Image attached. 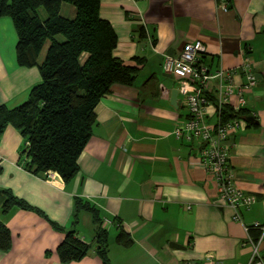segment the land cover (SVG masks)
I'll return each mask as SVG.
<instances>
[{
	"label": "crops",
	"instance_id": "1",
	"mask_svg": "<svg viewBox=\"0 0 264 264\" xmlns=\"http://www.w3.org/2000/svg\"><path fill=\"white\" fill-rule=\"evenodd\" d=\"M229 1L225 12L216 7L217 0L99 1V16L116 34L112 54L134 66L136 75L129 85L113 83L97 101L78 171L66 182L56 173L24 170V138L9 124L2 129L0 191L8 190L30 208L0 211L9 233L0 264H102L96 253L97 222L105 230L108 264H247L244 226L264 222V0ZM74 13L72 5H60V15L72 18ZM194 39L204 45L199 59L208 71L235 70L234 80L243 82L239 65L248 58L255 76L239 113L245 124L229 136L227 163L234 182L254 197L249 208H239L241 222L218 204L213 180L194 164L199 142L172 134L187 112L180 94L176 107L169 103L177 83L162 73L160 62ZM15 42L11 19L1 16L0 105L7 108L24 101L40 80L36 66L16 63ZM205 121L215 122L211 111ZM75 199L92 206L98 221L80 209L73 223ZM3 201L0 192V209ZM71 229L89 247L80 259L61 263L55 249ZM120 230L130 238L128 245L117 243ZM260 254L264 260V238Z\"/></svg>",
	"mask_w": 264,
	"mask_h": 264
},
{
	"label": "trees",
	"instance_id": "2",
	"mask_svg": "<svg viewBox=\"0 0 264 264\" xmlns=\"http://www.w3.org/2000/svg\"><path fill=\"white\" fill-rule=\"evenodd\" d=\"M99 1L0 0V17L8 16L16 33V63L36 66L40 75L24 101L12 108L0 105V132L8 124L18 129L24 138L23 169L30 173H56L64 182L73 178L78 171V155L91 133L97 101L113 83L129 85L136 75L134 66L123 64L112 54L116 34L108 21L99 16ZM62 3L74 7L72 18L59 14ZM46 41L48 45L38 62ZM82 54H86L84 59ZM224 112L225 118L233 116L226 109ZM0 192L4 196L1 213L13 206L30 208L8 190ZM80 209H86L98 221L92 206L75 199L73 223ZM97 228L96 253L102 264H108L105 230L100 222ZM248 232L252 237L259 233L253 228ZM116 241L125 246L130 238L120 230ZM8 246V230L0 223V249ZM88 247L71 229L65 232L55 253L65 263L80 259Z\"/></svg>",
	"mask_w": 264,
	"mask_h": 264
},
{
	"label": "built area",
	"instance_id": "3",
	"mask_svg": "<svg viewBox=\"0 0 264 264\" xmlns=\"http://www.w3.org/2000/svg\"><path fill=\"white\" fill-rule=\"evenodd\" d=\"M229 4V0H217L216 7L225 12ZM202 52V41L194 39L185 42L175 55L165 54L161 59V71L176 81L177 93L180 94L187 112L185 119L174 126L172 134L175 138L199 142L198 156L194 164L204 169L213 180L218 204L229 207L232 211L231 219L241 222L239 208H249L254 197L243 193L234 182L233 171L227 163L231 144L229 136L245 124L238 111L246 103L244 94L254 85L255 76L250 70L248 58H243L239 65V70L244 75L243 82L234 80L235 70L219 66L210 72L200 62ZM225 109L233 116L225 118ZM209 111L215 116L213 124L205 121ZM249 228L257 229L258 235L252 237L248 232ZM244 230L246 236L242 244L249 248L247 264H264L260 254L264 222L253 221L249 226H244ZM205 261L209 263V256ZM183 264L195 263L189 260Z\"/></svg>",
	"mask_w": 264,
	"mask_h": 264
},
{
	"label": "water",
	"instance_id": "4",
	"mask_svg": "<svg viewBox=\"0 0 264 264\" xmlns=\"http://www.w3.org/2000/svg\"><path fill=\"white\" fill-rule=\"evenodd\" d=\"M176 94H177V89H171L170 93H169V103L176 107ZM252 116H245V120H250Z\"/></svg>",
	"mask_w": 264,
	"mask_h": 264
},
{
	"label": "rangeland",
	"instance_id": "5",
	"mask_svg": "<svg viewBox=\"0 0 264 264\" xmlns=\"http://www.w3.org/2000/svg\"><path fill=\"white\" fill-rule=\"evenodd\" d=\"M70 6V5H69ZM40 12L42 13L41 15H43V10L42 9H40ZM62 13H65L64 11H62ZM60 38V40H61V37H59ZM45 49V48H44ZM82 58H80V60H81Z\"/></svg>",
	"mask_w": 264,
	"mask_h": 264
}]
</instances>
